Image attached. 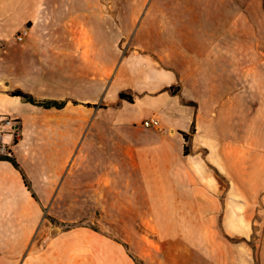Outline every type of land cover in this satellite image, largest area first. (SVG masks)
<instances>
[{
	"label": "crops",
	"instance_id": "obj_1",
	"mask_svg": "<svg viewBox=\"0 0 264 264\" xmlns=\"http://www.w3.org/2000/svg\"><path fill=\"white\" fill-rule=\"evenodd\" d=\"M257 1H197L195 21L182 28L176 12L157 23L148 9L131 24L103 0H0V122L22 127L12 156L22 165L46 156L59 173L72 157H92L93 146L95 157L109 153L102 166L111 190L144 206L152 195L173 203L182 236L201 244L218 236V223L245 236L242 221L256 215L264 192V86L248 81L264 77ZM25 27L28 36L16 42ZM128 34L132 48L121 55ZM15 90L62 106L25 102ZM151 117L162 132L142 125Z\"/></svg>",
	"mask_w": 264,
	"mask_h": 264
},
{
	"label": "rangeland",
	"instance_id": "obj_2",
	"mask_svg": "<svg viewBox=\"0 0 264 264\" xmlns=\"http://www.w3.org/2000/svg\"><path fill=\"white\" fill-rule=\"evenodd\" d=\"M103 1L104 5L115 7L120 19L131 24L139 23L146 9L157 23L166 22L176 12L182 28L195 21L197 1H204L206 7L212 3ZM251 1L222 0L227 8L240 2L249 6ZM129 34L121 40V55L132 48ZM251 80L250 84L262 81L264 86V77ZM14 125L17 132L13 138L17 143L22 127L16 122ZM162 131L163 127L157 130ZM4 134L9 133L0 136ZM16 143L0 141V147H10H5L8 154L0 155V160L11 157L19 167L0 164V264H264V192L260 204L255 206L256 215L247 217L245 224L242 221L241 225L247 228L245 236H229L218 223V236L204 237L197 244L198 239L184 237L177 230L173 203L164 204L152 195L151 206H144L135 195L123 199L122 189L111 190V175L102 166L109 161V153L103 159L95 157L92 146V157L82 162L79 157H72L61 172L54 173L46 156L35 157L30 164L18 162L12 156ZM109 148V142L104 141L101 150ZM235 224L230 222L231 231L238 229Z\"/></svg>",
	"mask_w": 264,
	"mask_h": 264
},
{
	"label": "built area",
	"instance_id": "obj_3",
	"mask_svg": "<svg viewBox=\"0 0 264 264\" xmlns=\"http://www.w3.org/2000/svg\"><path fill=\"white\" fill-rule=\"evenodd\" d=\"M28 32H29L28 27L23 28L15 36V41L18 43L24 42L26 37L28 36ZM14 124H15L14 119L11 118L2 119L0 124V133L8 132L10 135L13 136L17 132V127ZM143 126L146 128H154L156 130L161 129L160 122L156 117H151L149 119L144 120ZM2 154H8L4 146L0 147V155Z\"/></svg>",
	"mask_w": 264,
	"mask_h": 264
},
{
	"label": "trees",
	"instance_id": "obj_4",
	"mask_svg": "<svg viewBox=\"0 0 264 264\" xmlns=\"http://www.w3.org/2000/svg\"><path fill=\"white\" fill-rule=\"evenodd\" d=\"M11 94L13 96H18V97L22 98L25 102H28V103H31V104H34V105H39V106H43V107H50V106L61 107L62 106V103H57V102H39V101H36L30 94L25 93V92H23L21 90L12 91ZM119 98L127 100L128 102H131V103L133 102L132 97L130 95H127V94L123 93V92H121L119 94ZM184 138L187 140V136L186 135H184ZM14 142L16 143V140H14ZM184 153L185 154L188 153L187 147L184 148ZM4 159L9 161L16 169H19L18 164L14 161L13 158L5 157Z\"/></svg>",
	"mask_w": 264,
	"mask_h": 264
},
{
	"label": "bare ground",
	"instance_id": "obj_5",
	"mask_svg": "<svg viewBox=\"0 0 264 264\" xmlns=\"http://www.w3.org/2000/svg\"><path fill=\"white\" fill-rule=\"evenodd\" d=\"M185 121V120H184Z\"/></svg>",
	"mask_w": 264,
	"mask_h": 264
}]
</instances>
